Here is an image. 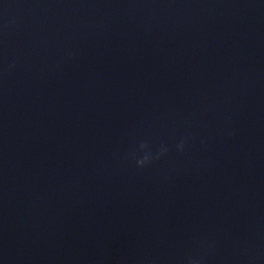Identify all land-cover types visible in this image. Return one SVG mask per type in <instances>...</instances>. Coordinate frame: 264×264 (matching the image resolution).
<instances>
[{"label": "clouds", "instance_id": "9594fccd", "mask_svg": "<svg viewBox=\"0 0 264 264\" xmlns=\"http://www.w3.org/2000/svg\"><path fill=\"white\" fill-rule=\"evenodd\" d=\"M17 61L13 59L8 65L7 69L15 68ZM187 143V138L181 139L176 144V150L178 152H183L185 145ZM139 151L143 153L142 156L137 157L136 153L131 154V158L135 160V165L137 168L143 169L150 166L154 161L159 160L162 156L166 155L169 148L165 144H161L156 152H153L147 141H142L139 143ZM212 245H208L211 248ZM205 256H189L185 259L184 264H204Z\"/></svg>", "mask_w": 264, "mask_h": 264}]
</instances>
